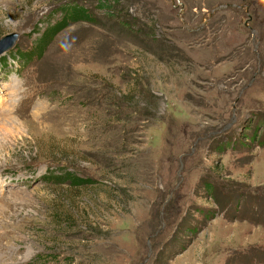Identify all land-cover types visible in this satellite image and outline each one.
<instances>
[{
	"label": "rangeland",
	"instance_id": "374dc122",
	"mask_svg": "<svg viewBox=\"0 0 264 264\" xmlns=\"http://www.w3.org/2000/svg\"><path fill=\"white\" fill-rule=\"evenodd\" d=\"M11 33L0 264H264V0H0Z\"/></svg>",
	"mask_w": 264,
	"mask_h": 264
},
{
	"label": "trees",
	"instance_id": "16d2710c",
	"mask_svg": "<svg viewBox=\"0 0 264 264\" xmlns=\"http://www.w3.org/2000/svg\"><path fill=\"white\" fill-rule=\"evenodd\" d=\"M253 1V0H252ZM65 16L63 18V20L61 22H59L56 27H54L52 29V31H50L48 34H45L42 38H40L39 41L43 42H48V40L52 37L53 35V31L55 29H60L61 27H63L68 20H77V19H88V15H86L82 9L80 8H69V11H65ZM53 177H55L56 181L58 182H62V180H64L65 178H69L70 177V181L71 183H73L74 185H79V184H88V183H92L96 180H92V179H88V178H83V177H79V176H75L74 173L69 172V171H65L63 172V174H55Z\"/></svg>",
	"mask_w": 264,
	"mask_h": 264
},
{
	"label": "water",
	"instance_id": "95a60500",
	"mask_svg": "<svg viewBox=\"0 0 264 264\" xmlns=\"http://www.w3.org/2000/svg\"><path fill=\"white\" fill-rule=\"evenodd\" d=\"M227 5H230V6H238L239 4L238 3H235V2H219L217 3L216 5H214L210 11H209V16L217 9L221 8V7H225ZM202 23H200L199 25H202ZM195 27H188V29H194ZM16 37V33H11V34H8V35H5L3 37L0 38V52H2L3 50L9 48L11 46V44L13 43L14 41V38Z\"/></svg>",
	"mask_w": 264,
	"mask_h": 264
}]
</instances>
